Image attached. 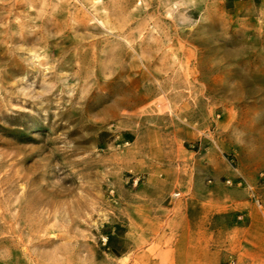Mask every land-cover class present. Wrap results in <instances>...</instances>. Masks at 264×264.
Wrapping results in <instances>:
<instances>
[{
    "label": "rangeland",
    "instance_id": "obj_1",
    "mask_svg": "<svg viewBox=\"0 0 264 264\" xmlns=\"http://www.w3.org/2000/svg\"><path fill=\"white\" fill-rule=\"evenodd\" d=\"M186 200L264 264L230 246L264 216V0H0V264H213L159 255Z\"/></svg>",
    "mask_w": 264,
    "mask_h": 264
},
{
    "label": "crops",
    "instance_id": "obj_2",
    "mask_svg": "<svg viewBox=\"0 0 264 264\" xmlns=\"http://www.w3.org/2000/svg\"><path fill=\"white\" fill-rule=\"evenodd\" d=\"M190 182H192L190 180ZM186 195L199 198L197 189H192V185L187 187ZM187 200L183 202L182 208L175 205L169 213L164 225H169L166 229L168 236V248H164L159 255L166 254L169 261H196L203 263L206 255L213 261V264H220L221 252L212 249L209 241H199L198 233L210 231L209 218L211 214L217 212L215 207H205L202 205L204 213L200 219L193 221L190 218ZM247 204V203H246ZM242 204H235L233 210L242 214V223L235 225L230 231V246L235 247L238 251V257L242 258V254L246 257L243 260H251L263 262L264 260V216L259 211H255L253 207ZM244 206V207H242ZM197 234V235H196ZM152 238L151 236L149 237ZM157 243V242H156ZM145 252V251H144ZM146 254V253H145Z\"/></svg>",
    "mask_w": 264,
    "mask_h": 264
}]
</instances>
